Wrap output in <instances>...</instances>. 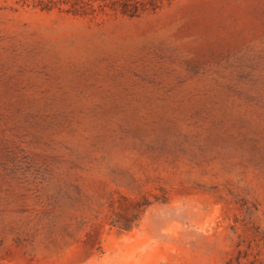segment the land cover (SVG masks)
Returning a JSON list of instances; mask_svg holds the SVG:
<instances>
[{"label":"rangeland","instance_id":"1","mask_svg":"<svg viewBox=\"0 0 264 264\" xmlns=\"http://www.w3.org/2000/svg\"><path fill=\"white\" fill-rule=\"evenodd\" d=\"M0 264H264V0H0Z\"/></svg>","mask_w":264,"mask_h":264}]
</instances>
